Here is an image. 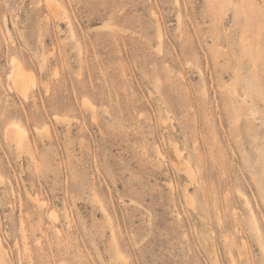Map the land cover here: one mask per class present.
<instances>
[{"label":"rangeland","instance_id":"obj_1","mask_svg":"<svg viewBox=\"0 0 264 264\" xmlns=\"http://www.w3.org/2000/svg\"><path fill=\"white\" fill-rule=\"evenodd\" d=\"M53 1L0 0V264H264V0Z\"/></svg>","mask_w":264,"mask_h":264},{"label":"bare ground","instance_id":"obj_2","mask_svg":"<svg viewBox=\"0 0 264 264\" xmlns=\"http://www.w3.org/2000/svg\"><path fill=\"white\" fill-rule=\"evenodd\" d=\"M45 3L47 4L48 7H50V10L52 11V13L57 16L59 14V9H58V5L53 1V0H45ZM24 66V65H23ZM21 64L20 61L16 60V59H12L11 62V70L9 71L8 77H10L11 81H12V85L15 86L16 88H20L22 90H25L26 86H31L30 82L32 81L31 77L28 75L30 73H26L27 70L24 69ZM8 130L10 132L14 133V136L18 139L21 135L25 136L26 134V130L24 129V127H22L21 125H19L18 123H10V126L8 127ZM172 147V146H171ZM178 149V148H177ZM176 149V150H177ZM159 150V149H158ZM178 151V150H177ZM159 152H161L159 150ZM179 153V151H178ZM162 156V153H160ZM176 154V153H175ZM180 159V158H179ZM178 158H174V163H181V161H179ZM183 159V158H182ZM184 161V160H182ZM173 163V164H174ZM176 165V164H175ZM186 166V165H185ZM188 168V167H187ZM189 173V172H188ZM187 174V173H186ZM193 176V174H191ZM189 175V176H191ZM191 178V177H190ZM192 179V178H191Z\"/></svg>","mask_w":264,"mask_h":264}]
</instances>
